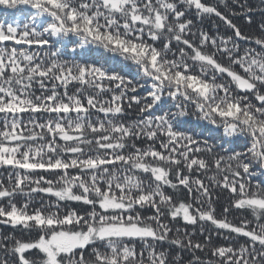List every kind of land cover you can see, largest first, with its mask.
Wrapping results in <instances>:
<instances>
[{"label":"snow or ice","instance_id":"obj_1","mask_svg":"<svg viewBox=\"0 0 264 264\" xmlns=\"http://www.w3.org/2000/svg\"><path fill=\"white\" fill-rule=\"evenodd\" d=\"M0 6V264H264V0Z\"/></svg>","mask_w":264,"mask_h":264},{"label":"trees","instance_id":"obj_2","mask_svg":"<svg viewBox=\"0 0 264 264\" xmlns=\"http://www.w3.org/2000/svg\"><path fill=\"white\" fill-rule=\"evenodd\" d=\"M205 2L211 3V2H215V0H205ZM251 3L257 6L258 11L253 13V15L255 17V20L258 22L260 19V16H259L260 0H251ZM221 10L225 11V9L223 8ZM12 15L13 13L11 10L3 9L2 6H0V20L11 19ZM234 22L241 24V25H243L244 23L241 19H235ZM203 28L205 31H208L210 34H214L217 31H219V33L222 35L231 34V31L227 30L224 24L221 21H219L218 18H214V17L206 19L203 23ZM141 92H144V90H141ZM129 118L133 119L135 118V116L132 115ZM184 130L189 131V132H194L198 136L202 138H207L210 140L220 135V133L217 130L213 129L210 125H207L204 122H197L194 118L192 119L190 124L185 126ZM236 147L239 150L240 148L243 147V144L241 143L239 145H236ZM3 172L4 170L0 169V174H3ZM258 180H264V176H261L259 172H257V175L253 178V183L257 182ZM214 192L219 193V196H220L219 200L215 202L216 213L219 216L220 213L222 212V209L228 206V194L220 189H215ZM43 195L44 194H37L38 197L43 196ZM75 206L78 207L79 205H75ZM147 214H150V212H148ZM245 215L247 214L241 213L238 210L233 209L231 213L229 214L228 219L231 220L233 223H239L240 219L243 218ZM176 226L183 227L182 224H177ZM205 227L208 229V231H212V226L206 225ZM188 228L190 231L192 230L191 226H188ZM0 230L9 231V232L12 231L6 226H0ZM196 239H202V237L197 236ZM237 239H239L241 242L243 241V238H237L234 234H233L232 241H226L222 236L216 237L215 233L213 232V240L215 243H218V244L235 242Z\"/></svg>","mask_w":264,"mask_h":264}]
</instances>
